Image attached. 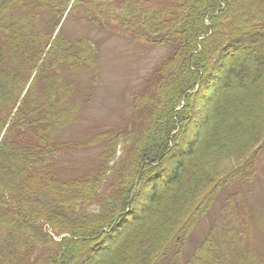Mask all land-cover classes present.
<instances>
[{"label":"trees","instance_id":"1","mask_svg":"<svg viewBox=\"0 0 264 264\" xmlns=\"http://www.w3.org/2000/svg\"><path fill=\"white\" fill-rule=\"evenodd\" d=\"M249 6L0 0V264H23L35 247L34 264H264V218L252 204L264 154V0ZM77 12L166 54L143 77L131 123L67 142L84 100L80 72L99 66L96 42L61 26ZM200 99L212 115L197 119L195 140ZM82 145L97 150L95 164L68 178L69 147ZM232 155L243 163L215 174Z\"/></svg>","mask_w":264,"mask_h":264},{"label":"rangeland","instance_id":"2","mask_svg":"<svg viewBox=\"0 0 264 264\" xmlns=\"http://www.w3.org/2000/svg\"><path fill=\"white\" fill-rule=\"evenodd\" d=\"M238 3L242 12H251L249 6L250 0H238ZM64 19L65 21L61 26H63L67 34L73 36L88 35L100 48L98 53L99 66L94 71V76L92 75V70L84 69L80 72L78 81L84 93L82 108L76 113V121L65 127V135L62 138L67 142H84V139L91 137L99 131L117 130L121 126L128 125L129 122L131 123L132 116L137 111L135 103L137 89L140 87L143 77L165 56L166 48L165 46L156 47L140 42H133L131 44L128 36L125 34L110 29L101 30L98 27L91 26L85 19L81 18V13L79 15V12ZM196 112V119L191 125V133L189 132V138H194L195 140L198 139L200 134L204 133V128L200 129L201 126H199L198 120H204L206 114L208 116L211 114L205 99H200ZM140 113L141 116H144L143 108L140 110ZM141 120L143 125H145L146 119L141 118ZM134 125L133 123L132 126ZM147 134L149 135L148 132L145 135ZM149 136L151 137V135ZM69 150L71 157L62 166L61 170L64 173L63 175L68 176V178H75L77 175L84 174V170L88 166L95 164L94 160L97 150L87 152L86 149L84 150V145L80 146L79 149L69 147ZM121 154L119 152L118 156H121ZM241 155L222 158L218 164H215L217 165V172L215 174L226 175L238 168L244 161L239 158ZM190 166L191 164L188 165V167ZM257 168L258 178L254 182L255 194L252 198V204H258L256 207L254 206L256 208L254 214H259L258 218L262 220L264 212L259 209L262 205L259 203L264 199V154L261 155ZM150 188L151 185L148 184L147 189L149 190ZM144 199L141 198L142 201ZM149 207L151 208L150 204ZM216 215L215 210H212L203 218L201 223L196 225L194 233L191 236L192 242L190 245L197 244L206 235L209 224ZM35 249L36 247L32 251L28 250V254H31L30 258L23 264L35 263V253H37V251H34ZM187 249L190 251L189 247ZM187 257L188 255L183 256L179 260V263L184 262ZM204 264H212V260L207 258L206 261L204 260Z\"/></svg>","mask_w":264,"mask_h":264},{"label":"bare ground","instance_id":"3","mask_svg":"<svg viewBox=\"0 0 264 264\" xmlns=\"http://www.w3.org/2000/svg\"><path fill=\"white\" fill-rule=\"evenodd\" d=\"M214 83H215L214 79H211V80L208 81V85H214ZM114 237H115V236H114V234H113V235H112V239H113Z\"/></svg>","mask_w":264,"mask_h":264}]
</instances>
